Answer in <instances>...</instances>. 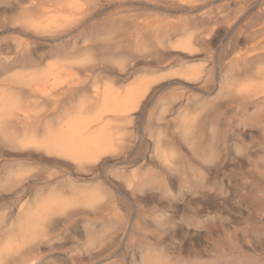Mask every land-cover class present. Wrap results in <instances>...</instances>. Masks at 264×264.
I'll use <instances>...</instances> for the list:
<instances>
[{
	"label": "rangeland",
	"instance_id": "374dc122",
	"mask_svg": "<svg viewBox=\"0 0 264 264\" xmlns=\"http://www.w3.org/2000/svg\"><path fill=\"white\" fill-rule=\"evenodd\" d=\"M33 2L31 25L23 9ZM263 9L264 0H0V58L31 51L40 61L6 73L0 62V99L19 102L0 134V250L22 211L100 187L95 208L51 215L41 242L3 264H264ZM180 22L185 33L170 41L171 31L152 32ZM195 69L200 78H188ZM95 89L116 111L91 103ZM117 108L131 118L119 122ZM72 117L106 141L93 164L44 144L47 124Z\"/></svg>",
	"mask_w": 264,
	"mask_h": 264
},
{
	"label": "bare ground",
	"instance_id": "6f19581e",
	"mask_svg": "<svg viewBox=\"0 0 264 264\" xmlns=\"http://www.w3.org/2000/svg\"><path fill=\"white\" fill-rule=\"evenodd\" d=\"M180 6V5H179ZM183 6V5H182ZM38 4L31 3L28 7L23 9V19L28 21V24H33L37 21V18L34 17V13L37 10ZM48 7V6H46ZM39 8V7H38ZM49 8V7H48ZM42 9V8H41ZM152 9V8H151ZM40 10V9H39ZM49 10V9H47ZM47 10H43V13L48 12ZM175 10V9H174ZM186 11V10H185ZM42 12V11H41ZM254 13V12H253ZM264 13V9L262 10V14ZM173 14V13H172ZM177 14V13H176ZM39 16V15H38ZM160 16V15H159ZM174 16V15H173ZM179 18V17H178ZM242 19V17H241ZM174 20V19H173ZM176 20V19H175ZM182 20V19H181ZM162 21V20H161ZM180 21V20H178ZM157 22V21H156ZM160 22V21H159ZM239 22V21H238ZM166 23V22H165ZM184 23V22H183ZM54 24V23H53ZM138 24V23H137ZM180 24L177 26H173L171 24L164 26V28L160 27H152V32L156 35L159 32H161L162 29H165L167 32L171 31L172 34L168 36V41H170V38H176L175 35H182L185 33V25L181 26ZM38 25V24H37ZM136 25V24H133ZM132 25V27H133ZM187 25V24H186ZM262 25V24H261ZM54 26V25H53ZM52 26V27H53ZM151 26V25H149ZM34 27V26H33ZM38 27V26H37ZM135 27V26H134ZM146 27V26H145ZM151 27V28H152ZM35 28V27H34ZM200 28V27H199ZM41 29V28H40ZM149 30V29H148ZM147 30V31H148ZM190 30V29H189ZM188 30V31H189ZM37 31V30H36ZM77 31V30H76ZM146 31V30H145ZM187 31V32H188ZM151 32V33H152ZM163 32V31H162ZM59 33V32H58ZM147 33V32H146ZM57 34V33H56ZM161 34V33H160ZM165 34V33H162ZM20 35V34H19ZM154 35V36H155ZM167 35V33H166ZM172 35V36H171ZM198 35V34H197ZM143 36V35H142ZM145 37V36H144ZM178 37V36H177ZM46 40L52 39L53 36H44L43 37ZM164 38V37H163ZM193 39V38H192ZM33 40V39H32ZM143 40V39H142ZM159 40V39H158ZM191 39L188 37L186 40H184L183 44L185 46H190ZM160 42V40L158 41ZM27 43V42H26ZM144 43V42H143ZM170 43V42H169ZM31 44V43H30ZM163 44V43H162ZM182 44V45H183ZM29 45V44H28ZM161 45V43L159 44ZM164 45V44H163ZM162 45V46H163ZM75 46V45H74ZM28 47V46H27ZM29 48V47H28ZM187 48V47H186ZM262 49V48H261ZM29 50V49H28ZM17 51V50H16ZM9 53V52H8ZM16 53V52H15ZM13 54V53H11ZM264 56V49L262 52ZM261 55V54H260ZM32 56L31 51H27L25 55L23 54L21 58L15 57V58H0V62L4 67L2 68L3 73H6L9 71L12 67H33L40 64L28 61L30 57ZM35 57V56H34ZM86 57V56H85ZM40 58V57H39ZM63 58V57H62ZM70 58V57H69ZM76 58V57H75ZM74 58V59H75ZM80 58V57H79ZM78 58V59H79ZM77 60V58L75 59ZM80 60V59H79ZM78 60V61H79ZM87 60V59H86ZM120 60V59H119ZM48 61V60H47ZM61 61V60H60ZM72 61V60H71ZM44 62V61H43ZM64 62V61H63ZM69 62V61H68ZM36 63V64H35ZM84 63V62H83ZM89 63V61H88ZM120 63V62H119ZM65 64V63H63ZM123 64V63H122ZM42 65V64H41ZM53 65V64H52ZM79 65V64H78ZM89 65V64H88ZM121 65V64H120ZM1 66V65H0ZM50 66V64H49ZM114 66V65H113ZM117 66V65H116ZM169 66V65H168ZM35 68V67H34ZM84 68V67H83ZM119 68V67H118ZM27 70V69H26ZM79 70V68H78ZM51 70L50 68H47L44 72L36 73L31 76L27 77H19L16 78L13 81L17 84H25L32 81H38L42 78L47 77L50 74ZM200 72L198 70H189L186 71V75L192 78L199 77ZM12 75V74H11ZM186 76V77H187ZM3 77V76H2ZM200 78V77H199ZM186 79V78H184ZM11 80V78H10ZM94 80V79H93ZM142 82V81H141ZM144 83V82H142ZM150 83V82H149ZM130 84V83H129ZM137 84V83H136ZM263 84V83H262ZM180 85V84H179ZM89 86V85H88ZM92 86V85H91ZM103 86V85H102ZM107 86V85H106ZM144 85H134V91L138 93L141 96L144 93L143 89ZM97 87V86H95ZM175 87V86H174ZM86 88V86H85ZM147 88V87H145ZM106 89V87H105ZM91 90V89H90ZM100 90V89H99ZM98 89H95L92 94V102L93 104H96V101H98L101 98L102 101V107L103 109L106 108V110L114 109V105L117 104L114 102L113 98L110 96H104L103 93H100ZM104 92V91H103ZM143 92V93H142ZM1 94V93H0ZM102 94V95H101ZM137 94V95H138ZM145 94V93H144ZM40 95V94H39ZM81 95V94H80ZM90 95V94H89ZM108 95V94H107ZM136 95V96H137ZM2 96V95H1ZM30 96V95H29ZM36 97V96H35ZM38 97V96H37ZM138 97V96H137ZM86 98V97H85ZM90 98H88L89 100ZM118 100V99H117ZM60 101V100H59ZM81 102V101H80ZM87 102V101H86ZM130 102V101H129ZM19 103V102H18ZM17 101L14 99H0V134L2 136H6L7 133V125L11 122V120L16 117L15 110L17 109L18 105ZM90 103V104H91ZM65 104V103H64ZM101 104V103H100ZM37 105V104H36ZM92 105V104H91ZM125 105V104H124ZM81 106V105H80ZM96 106V105H95ZM34 107V106H33ZM78 107V106H77ZM97 107V106H96ZM76 108V107H75ZM55 111V110H54ZM64 111H66L64 109ZM79 111V110H78ZM63 112V111H62ZM67 112V111H66ZM117 112L120 114H125V116L122 118L117 117L119 122H126L128 119H130V114H127V111H121L119 108H117ZM52 113V112H51ZM59 114V112H57ZM77 113V112H76ZM46 114V112H45ZM52 115V114H51ZM49 116V115H48ZM47 116V117H48ZM56 116V115H55ZM27 117V116H26ZM29 117V116H28ZM71 117V116H70ZM69 118V117H67ZM66 118V119H67ZM87 118V117H86ZM27 119V118H26ZM66 119L64 121L58 122L59 127L53 128L49 124H47L44 127L45 131V140L44 144L47 145V147H53L57 149L58 151H61V155L66 154L76 160L79 164L87 165V164H93L95 160L104 152L106 151V141L99 136L98 134H92L93 131L90 133L86 131V127L84 124L81 123V120L72 117L69 120ZM58 120V118H57ZM83 122V121H82ZM158 122V120H157ZM156 122V123H157ZM64 125H63V124ZM86 124V123H85ZM251 126V125H250ZM88 128V127H87ZM251 129V128H250ZM10 130V129H9ZM90 131V130H89ZM248 132V131H247ZM185 133H187L185 131ZM29 134V133H28ZM9 135V134H8ZM31 139V138H29ZM28 140V138H27ZM28 142V141H27ZM43 142L39 143L42 144ZM131 147V146H130ZM158 147V145H157ZM159 148V147H158ZM170 148V147H169ZM48 150V149H47ZM160 150V149H159ZM158 150V151H159ZM161 153V152H160ZM164 160V159H163ZM122 163V162H121ZM207 165V164H206ZM211 165V164H210ZM90 168H94L92 165H88ZM197 175V174H196ZM64 181V180H63ZM100 187L95 186L94 188H86V189H74L71 193V197L69 201L61 200L59 196L53 195L48 198H46L43 201H40L37 203L33 208H30L26 211H22V213L18 214L15 223L6 231V244L4 247L0 250V264H3L4 262H7L9 258L14 256L16 253L19 252L21 247L27 246L28 249H32V247L39 242H41V239L45 236V234L48 232L47 227L45 224V221L53 214H57L60 212H63L66 206L68 205H84L90 208H95V204L99 199V191ZM166 193V192H165ZM168 200V199H167ZM233 219V218H232ZM229 222V221H228ZM243 240V239H242Z\"/></svg>",
	"mask_w": 264,
	"mask_h": 264
}]
</instances>
